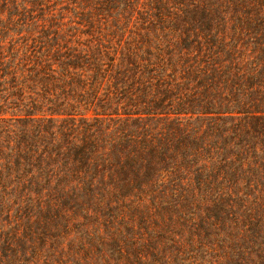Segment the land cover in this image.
<instances>
[{"label": "trees", "instance_id": "16d2710c", "mask_svg": "<svg viewBox=\"0 0 264 264\" xmlns=\"http://www.w3.org/2000/svg\"><path fill=\"white\" fill-rule=\"evenodd\" d=\"M0 264H264V0H0Z\"/></svg>", "mask_w": 264, "mask_h": 264}]
</instances>
